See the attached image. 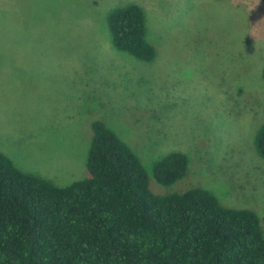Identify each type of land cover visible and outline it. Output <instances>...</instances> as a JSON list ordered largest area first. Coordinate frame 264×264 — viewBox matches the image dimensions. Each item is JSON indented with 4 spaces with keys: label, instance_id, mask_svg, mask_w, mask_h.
<instances>
[{
    "label": "rangeland",
    "instance_id": "374dc122",
    "mask_svg": "<svg viewBox=\"0 0 264 264\" xmlns=\"http://www.w3.org/2000/svg\"><path fill=\"white\" fill-rule=\"evenodd\" d=\"M136 3L156 51L139 60L111 43L110 9ZM261 0H0V152L58 186L88 175L90 123L102 119L137 155L156 194L193 185L246 207L264 232ZM172 150L186 175L159 184Z\"/></svg>",
    "mask_w": 264,
    "mask_h": 264
},
{
    "label": "trees",
    "instance_id": "16d2710c",
    "mask_svg": "<svg viewBox=\"0 0 264 264\" xmlns=\"http://www.w3.org/2000/svg\"><path fill=\"white\" fill-rule=\"evenodd\" d=\"M106 22L114 48L154 59L142 7H114ZM90 129L88 175L64 186L21 171L0 152V264H264L254 210L224 205L198 184L156 194L137 155L102 119ZM252 134L264 159V118ZM187 165V155L172 150L152 174L171 185Z\"/></svg>",
    "mask_w": 264,
    "mask_h": 264
}]
</instances>
